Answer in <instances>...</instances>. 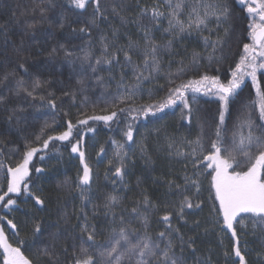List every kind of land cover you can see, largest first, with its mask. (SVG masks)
<instances>
[{
    "label": "trees",
    "instance_id": "trees-1",
    "mask_svg": "<svg viewBox=\"0 0 264 264\" xmlns=\"http://www.w3.org/2000/svg\"><path fill=\"white\" fill-rule=\"evenodd\" d=\"M155 2L156 0H140L138 6L137 0H100V9L107 19L97 13L96 24H92L96 5L91 0L85 9H76L71 0H0V96L4 97L0 101V162L5 165V169L0 170V182H3L6 168L19 162L26 151V144L34 141L46 124L53 125L54 128L49 134L57 135L66 130L69 120L75 125L77 119L85 118L84 113L92 115L95 110L97 115L104 114L101 109L111 104L118 93L123 92L122 84H134L133 68L125 65L123 53L118 55L120 63L113 62L111 66L96 65L95 59L101 54V37L114 41L116 47L126 46L129 38L140 41L142 45L143 33L134 21L140 7L150 8ZM222 2H227L232 9L229 20L211 34L208 31L202 34L192 32L173 39L171 48L161 52L165 71L140 85L135 104H155L166 95L170 85L165 72L175 73L182 60L188 64L193 51L201 53L203 58L198 69L189 70L182 79H195L205 73L220 75L221 79L230 78V69L238 62L243 44L251 42L248 37L250 18L238 0ZM40 7L44 9L43 12ZM113 7H116L119 15L112 11ZM121 17L125 18L124 21ZM142 23L149 24V21L145 18ZM166 27L167 21L164 20L159 30L154 28L152 31L158 44L165 45L172 39L163 31ZM209 27L216 29L215 23ZM81 28L87 31L81 32ZM224 29H228L227 35ZM209 35L211 41H216L218 37L224 41L222 48H218L215 54L216 57H222L219 63L215 60L210 63L207 59L212 50H205L203 37ZM85 51L92 52L90 61L83 58ZM66 52L71 55H65ZM132 56L134 61L142 60L135 52ZM21 64L28 70L27 73L19 67ZM90 64L97 68L96 72L92 71ZM257 76L264 84V70L258 72ZM36 79L46 82L35 93L37 97L44 96L45 100L33 99L22 90L25 87L31 90ZM49 93L56 100L54 109L46 102ZM191 96L192 93H189L190 98ZM196 96L190 120L182 118L183 106L178 103L154 116L141 117L137 121L138 131L134 132L136 142L126 144L124 148L128 152V160L127 172L122 180L114 175L115 168L109 165V160L116 163L113 141L123 142V123L107 125L103 121L90 120L88 125H77L74 128V136L78 130L83 137L89 164L91 165L89 151L94 150L99 153L102 165L98 168L91 165L94 171L92 201L85 209L87 222L95 225L99 242L102 243L111 228L116 226L111 215L105 216L106 209L103 205L106 194L111 193L122 199L116 209L117 214H123L125 221H131V226L141 229V232L142 217L133 218L131 209L138 207L143 212V199L147 196L156 205L155 209L148 210L153 237L166 227L162 222L163 215L172 212V226L179 228L186 241L189 237L194 238V252L187 245L182 253L179 247L176 248V254L183 255L187 264H233L235 257L232 254L230 234L221 231L214 222L213 201L210 199L214 191L210 190L211 177L206 174L210 169L199 177V193L195 188H189L187 192L175 187L169 188V181H175L183 188L185 174L192 176L194 172L190 159L175 155L177 148L184 152L189 150L182 141L195 140L202 130L206 138L211 136L214 120L218 121V99L203 93H197ZM255 98L251 79L246 78L238 95L230 103V114L226 115L229 135L242 114L252 111L251 103ZM252 119L256 124L261 123L258 108L253 112ZM163 125L167 126L166 134H150V130ZM89 127L94 131L89 132ZM172 141H175V146L169 148ZM102 147L104 153H100ZM41 156L44 158L40 159ZM52 161H57L55 164L59 166L56 169L49 167ZM30 167V187L38 186L43 189V194L47 197L45 205H35L24 194L13 195L17 206L11 211L0 207V215H7L18 224L20 238L26 241L21 250L33 259L34 264H53L56 256L59 257V264H72L74 246L78 250L81 235L86 238V234L81 232V225L85 221L80 213L81 198L75 187L77 175L81 171L78 154L71 152L69 142L53 141L48 149L37 153ZM200 167L203 169L202 165ZM35 168H42L43 172L37 173ZM3 186L6 190V183ZM185 195L191 197L194 203L202 202V208L186 209L184 220H179L175 216V209ZM244 218L247 228L241 235V245L247 242V248H242V251L245 252L248 264H264V227L257 224L254 229L248 215ZM196 221H199V227H196ZM36 225L40 226L39 233H34ZM6 233L15 246V238L7 229ZM45 248L56 254L53 260L45 255ZM225 252L230 255L226 257Z\"/></svg>",
    "mask_w": 264,
    "mask_h": 264
},
{
    "label": "snow or ice",
    "instance_id": "snow-or-ice-1",
    "mask_svg": "<svg viewBox=\"0 0 264 264\" xmlns=\"http://www.w3.org/2000/svg\"><path fill=\"white\" fill-rule=\"evenodd\" d=\"M139 2L140 0H137L138 6ZM71 3L76 9H85L89 0H71ZM91 3L96 5L91 23L96 24L97 13L107 19L100 9V0H91ZM238 3L250 18L248 37L251 42L243 44V51L238 62L235 63L234 68L230 69V78L221 79L220 75L205 73L195 79H182L189 70H197L203 58L201 53L193 51L192 59L188 64L182 60L175 73L165 72L170 87L166 95L157 100L155 104L137 105L135 98L144 81L155 79L157 75L165 71L161 52L171 48L173 39L177 36L192 32L202 34L204 31L211 34L221 28L232 16V9L228 3L222 0H156L150 8L140 7L138 17L134 21L143 33L142 45L140 41H132L129 38L126 46L116 47L114 41L110 42L107 37H101V54L95 59V64L109 66L113 62L119 64L118 55L123 53L125 65L133 68L134 84H122L123 92L118 93L111 104L101 109L104 114L97 115L95 110L92 115L84 113L85 118L77 119L75 125L69 120L66 130L57 135L49 134L50 130H54L53 125L46 124L41 128L35 140L26 144V151L23 152L19 162L15 166L7 167L4 171L3 182H0V207L9 211L13 210L17 206V200L13 198V195L20 196L21 194L32 199L35 205L43 207L47 197L43 194L42 188L30 187L32 183L30 165L37 153L48 149L50 142L67 141L71 144V152L78 154L81 165L75 187L81 198L80 213L85 221L81 225V232L86 234V238L81 235L78 250L77 246H74L72 264H187L183 255L176 254V248L179 247L182 253L184 246L187 245L194 252V238L189 237L186 241L179 228L172 226V212L163 215L162 222L166 227L153 237L150 232L148 210L155 209L156 205L152 204L147 196L143 199L145 205L143 212L138 207L131 209L133 218L142 217L143 231L141 232V229L131 226V221L126 222L123 214H117L116 209L122 203V199L111 193L106 194L103 205L106 209L105 216L111 215L112 222L116 226L111 228L102 243L97 240L96 227L87 222L88 216L85 210L87 204L92 201L91 185L94 180V171L86 156L83 137L80 136L78 130L74 136V128L77 125H88L90 120L103 121L107 125L123 123L121 129L123 142L113 141L116 149L114 152L116 163L113 164V161L109 160V165L115 168L114 175L122 180L127 172L128 160V152L124 151V148L126 144L136 142L134 132L138 131L137 121L141 117L154 116L178 103L183 106L182 118L190 120L193 112L192 104L197 101L196 94L203 93L218 99V121L214 120L211 136L206 138L202 130L195 140L182 141V144L186 145L189 150L184 152L177 148L175 155L190 159L194 172L192 176L185 174L183 188L175 181H169V188L175 187L178 190L182 189L183 192H187L189 188H195L199 193V177L210 169L206 174L211 177L210 190L214 191V195L210 197L213 201L214 222L221 231L230 234L233 242L232 254L235 257L233 264H248L245 252L242 251V248H247V242L241 245V235L247 228L245 215H248L254 229L257 224L264 227V84L257 76L258 72L264 70V0H238ZM40 11L43 12L44 9L40 7ZM112 11L119 15L116 7H113ZM145 18L148 19L149 24L142 23ZM124 19L121 17L122 21ZM164 20L167 21V27L163 31L172 39L168 40L167 44L161 45L154 40L152 31L154 28L159 30ZM212 23H215L216 29L209 27ZM80 31L85 32L87 29L81 28ZM224 31L227 35L228 29ZM115 35L114 30L113 36ZM203 39L205 50L208 48L212 50L208 53V61L211 63L215 60L219 63L222 57H216L215 54L218 48H222L224 41L220 37L216 41H211L210 35L204 36ZM133 52L141 56L142 60L134 61ZM65 55H71V53L66 52ZM92 55V52L85 51L83 58L90 61ZM168 63L170 68L171 61ZM90 66L93 72L97 71L95 66L91 64ZM19 67L27 73L28 70L23 64ZM246 78L251 79L256 98L251 103L252 111L242 114L239 123L233 126L231 135H229L226 115L230 114V103L238 95V90H241ZM177 80L180 82L177 83ZM45 83L36 79L31 90L27 87L22 90L33 99L45 100L44 96L35 95ZM189 93H192L191 98ZM51 96L52 94L49 93L46 102L54 109L56 100ZM3 99L4 97L0 96V101ZM121 105L124 106L121 107ZM257 108L261 121L259 124L254 123L252 119L253 112ZM87 130L94 131L91 127ZM174 146L175 141L169 143V148ZM104 151L102 147L100 153ZM141 151L144 152L143 146ZM43 158V156L40 157V159ZM3 169L5 165L0 162V170ZM35 172L41 173L43 169L35 168ZM5 183L6 190L3 186ZM194 208L201 209L202 202L194 203L191 197L185 195L175 209V216L179 220H184L185 210ZM195 224L199 227V221ZM6 229L15 238V246L10 242ZM39 232L40 226L36 225L34 233ZM25 243L26 241L20 238L18 224L13 219H9L7 215H0V257H2L0 264H34L33 259L21 250ZM64 251L67 252V249ZM44 253L50 260H53V256L56 255L47 248L44 249ZM229 255L225 252L226 257ZM53 264H59L58 256L53 260Z\"/></svg>",
    "mask_w": 264,
    "mask_h": 264
},
{
    "label": "rangeland",
    "instance_id": "rangeland-1",
    "mask_svg": "<svg viewBox=\"0 0 264 264\" xmlns=\"http://www.w3.org/2000/svg\"><path fill=\"white\" fill-rule=\"evenodd\" d=\"M166 127L167 126H165L164 127V125L161 127V128H158V129H152V130H150V134H152L153 136H158V135H160V134H166L167 132H166ZM139 149H140V146H139ZM115 147H114V152H115ZM91 152V153H90ZM98 152L97 151H94V150H90L89 151V158H90V162H91V165L94 167V168H98V167H101L102 165L100 164V159H99V157H98ZM114 154V153H113ZM172 157V156H171ZM170 160H172V159H170ZM174 161V160H173ZM55 162H57V161H52V162H50L49 163V167H51V166H53V167H51V168H53V169H56L59 165L58 164H55ZM172 162V161H171ZM101 165V166H100ZM171 166V165H170Z\"/></svg>",
    "mask_w": 264,
    "mask_h": 264
}]
</instances>
